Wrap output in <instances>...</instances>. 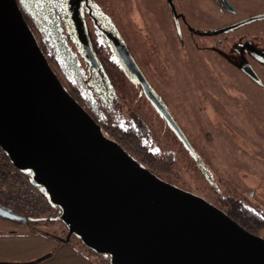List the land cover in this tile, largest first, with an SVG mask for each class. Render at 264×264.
Segmentation results:
<instances>
[{
	"label": "water",
	"instance_id": "water-1",
	"mask_svg": "<svg viewBox=\"0 0 264 264\" xmlns=\"http://www.w3.org/2000/svg\"><path fill=\"white\" fill-rule=\"evenodd\" d=\"M123 51H120L119 48ZM143 92L191 148L124 46ZM86 49L92 65L97 59ZM0 146L60 209L66 239L110 264H264V239L144 169L67 92L17 0H0ZM0 217L33 222L0 207Z\"/></svg>",
	"mask_w": 264,
	"mask_h": 264
},
{
	"label": "rangeland",
	"instance_id": "rangeland-1",
	"mask_svg": "<svg viewBox=\"0 0 264 264\" xmlns=\"http://www.w3.org/2000/svg\"><path fill=\"white\" fill-rule=\"evenodd\" d=\"M88 5L92 17L100 25L108 24L117 31L144 73L151 81L155 80V92L161 97L167 90L174 92L162 98L168 105H175L173 116L191 138V144L201 158L200 161L195 160L180 144L163 116L146 96L141 95L140 84L122 66L114 50L108 47L110 71L116 79L114 90L117 92L118 109L115 116L118 123L124 126L136 118L143 122L149 130L147 143L151 145L150 149L160 155L165 164L158 165L159 170L154 168L155 175L136 161L161 180L205 199L225 213L229 203L237 200L264 211V62L245 47L249 43L256 44V37L243 41L236 33L230 37L231 50L220 45L218 53L204 58L195 50L175 49L172 51L175 58L189 75L185 79L177 65L171 62V51L159 52L161 55L154 58V63L150 60L153 52L148 45L149 36L138 30L135 23L139 11L136 0H88ZM185 7L194 19L195 3H188ZM62 30L69 38V45L73 46L70 28L63 27ZM119 49L123 51L121 47ZM247 69H252L256 77L250 78L245 73ZM170 71L177 76L179 85ZM213 71L216 76L211 78ZM149 73L154 74V80ZM179 87L183 101L178 95ZM197 96L216 98H206L213 100V109L198 110L206 102ZM191 105L195 109H191ZM103 134L112 139L105 132ZM249 195L251 199L248 200ZM29 227L38 232L56 234L60 239H66L68 235V229L60 222L40 220L31 225L0 217V232L19 228L27 232ZM255 231L258 232L256 236L264 239V226L256 227ZM74 239L72 237V241ZM101 260L109 263L108 258Z\"/></svg>",
	"mask_w": 264,
	"mask_h": 264
},
{
	"label": "trees",
	"instance_id": "trees-1",
	"mask_svg": "<svg viewBox=\"0 0 264 264\" xmlns=\"http://www.w3.org/2000/svg\"><path fill=\"white\" fill-rule=\"evenodd\" d=\"M17 2L51 69L64 84L70 96L90 114L107 136L155 174L156 170H159L158 165L165 162L160 155L150 149L151 145L147 143V136L150 135L146 125L136 118L134 122L130 120L121 126L115 116L118 109L117 92L114 90L116 79L110 71L108 47L104 44L103 35L99 30L85 32L83 4L77 0H17ZM75 23L80 25L81 31L77 30ZM63 27L70 28L69 35L74 39L73 46L69 45V38L63 34ZM82 33L89 39L98 61H101L97 68L89 63ZM6 159L9 160L8 156ZM234 202L229 203V206L235 211L227 209L226 213L244 229L257 235L255 229L264 226V219L256 211L245 209L241 201ZM34 219L37 220L30 222L31 225L40 221V218ZM43 221L54 223L53 220ZM43 234L58 238V235L49 232ZM66 243L80 245L94 256L96 264H110L102 262L103 256L89 250L77 238L72 241L71 237Z\"/></svg>",
	"mask_w": 264,
	"mask_h": 264
},
{
	"label": "flooded vegetation",
	"instance_id": "flooded-vegetation-1",
	"mask_svg": "<svg viewBox=\"0 0 264 264\" xmlns=\"http://www.w3.org/2000/svg\"><path fill=\"white\" fill-rule=\"evenodd\" d=\"M77 2L83 4V10L85 9V18L83 19L85 32L92 33L94 32V30H99L100 33L103 35L102 40L104 44L109 47L112 51L114 50V54L116 55V57H118L122 66L126 68L128 73H130V76H132L138 82L135 74L128 68L126 61L122 58L118 51L117 46H124L133 58V55L130 53V50L125 44V42L118 36L117 31L112 30L113 28H111V26L108 24L100 25L98 20L92 17L93 13L88 5V0H77ZM136 2L138 3L139 8L138 17L135 20L136 27L138 30L146 32L149 36L148 45L151 51L153 52V57L150 59L152 61L154 60V58L161 55L159 52H172L175 49L184 48L190 49L191 51L195 50L197 51V53H200L203 58L207 57L208 55L218 53L220 45L227 47L228 50H231L233 44L230 40V37H233L237 33L238 37L243 41L247 40L251 36L256 37V40L258 41L256 44L249 43L248 47H245L247 51H249L250 53H254L255 56H257L261 59V61L264 62V0H136ZM188 3H195L196 11L193 14L194 19H191L192 17L190 15V10L189 13H187L188 7H185V5H187ZM87 19L89 20L87 21ZM254 22L258 23L253 24ZM75 24L77 25V30L81 31L80 25H78L77 23ZM82 37L85 48L86 45L91 47L93 54L95 55L94 50L89 43V39H87L85 34L83 33ZM172 55L173 59L170 58L171 62L177 65L180 73L185 79L189 78V75H186L185 73V68H183L182 65H179L178 60L175 58L173 52ZM87 57L89 63L92 65L88 52ZM95 57L97 59L98 66L99 62L101 61H98L99 59L96 55ZM133 60L145 76L153 94L164 105L173 120L181 128L182 132L188 140V143L191 147L190 149L186 147V145L181 141L176 132L170 126L169 122L160 113L155 104L149 98H147V96L143 92L142 86L139 85L141 88V95L146 96V98L152 104L155 110H157L163 116L164 121L166 122L169 130L175 135L180 144L185 147L187 152H189L195 160L200 161V156L197 154L191 144V138L187 135L183 127L180 126V124L176 121L175 117L173 116L172 111L176 109L175 105L171 103H169L170 105H168L162 98L164 95L166 97H169V94L167 93L172 94L174 92L167 90V93H164V95L161 92L163 95L162 97L158 95V93L155 92L156 86L154 74L149 73V75L154 80L153 82L144 73V71L142 70L140 65L135 61L134 58ZM97 66L94 67L97 68ZM209 67L213 66L209 65ZM153 69H155V66H153ZM170 73L172 77H174V80H176V83H178L179 85L177 76H174L173 72L171 71ZM245 73L250 78H252L253 76L256 77L252 69H247ZM215 74L213 71L210 77L212 78ZM205 75L209 76L208 74ZM182 94V90L179 87L178 95L181 100L183 99ZM199 98L203 99L206 104L202 105L201 107L198 106V110L205 111L208 109H213V96ZM206 98L212 99L207 100ZM191 104L195 105V103L192 102ZM191 109H195V107L191 105ZM252 196L253 194H251V197ZM251 197L249 195L248 200L251 199ZM242 203L244 204L243 206L245 209L249 211H256L260 215V217L264 219V211L262 209L250 207L244 201ZM226 208L230 209V206Z\"/></svg>",
	"mask_w": 264,
	"mask_h": 264
},
{
	"label": "crops",
	"instance_id": "crops-1",
	"mask_svg": "<svg viewBox=\"0 0 264 264\" xmlns=\"http://www.w3.org/2000/svg\"><path fill=\"white\" fill-rule=\"evenodd\" d=\"M0 264H96L77 243H66L31 227L0 232Z\"/></svg>",
	"mask_w": 264,
	"mask_h": 264
},
{
	"label": "built area",
	"instance_id": "built-area-1",
	"mask_svg": "<svg viewBox=\"0 0 264 264\" xmlns=\"http://www.w3.org/2000/svg\"><path fill=\"white\" fill-rule=\"evenodd\" d=\"M0 146V207L13 214L30 218H56L60 209L30 181L29 175L17 169ZM109 261V259H108Z\"/></svg>",
	"mask_w": 264,
	"mask_h": 264
}]
</instances>
